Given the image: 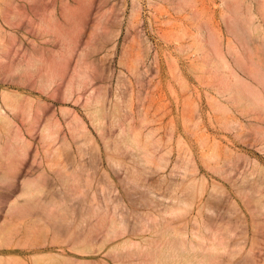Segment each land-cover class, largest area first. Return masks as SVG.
<instances>
[{
	"label": "rangeland",
	"instance_id": "374dc122",
	"mask_svg": "<svg viewBox=\"0 0 264 264\" xmlns=\"http://www.w3.org/2000/svg\"><path fill=\"white\" fill-rule=\"evenodd\" d=\"M59 1L0 0L6 70L27 50L52 43L30 19L35 23L40 13H56ZM99 1L105 22L115 29L110 36L97 28L92 34ZM243 1L254 9L264 3ZM137 4L94 0L80 11L79 50L52 101L42 104L43 113L52 110L61 123L49 149L52 166L36 151L34 129L28 148L34 159L27 155L25 167L32 164L29 176L38 178L35 199L24 201L21 178L11 190H0V264H183L180 257L167 258V245L183 235L199 243L210 233L220 241L212 264H264V85L253 76L264 68L263 28L241 36L245 72L228 52L238 37L225 23L223 0ZM98 37L105 44L88 58L91 88L103 96L100 125L86 115L82 97L59 96L77 54ZM214 40L231 69L218 63ZM126 45L127 64L120 60ZM6 70L0 74V94L6 88L31 92L18 73ZM235 78L243 85V100L224 89ZM248 90L261 100L252 101ZM74 114L85 125L78 136L66 126L75 123ZM128 123L147 153L126 146V136L118 138V124ZM16 201L29 205L27 211L8 212ZM96 203L98 217L84 216Z\"/></svg>",
	"mask_w": 264,
	"mask_h": 264
},
{
	"label": "bare ground",
	"instance_id": "6f19581e",
	"mask_svg": "<svg viewBox=\"0 0 264 264\" xmlns=\"http://www.w3.org/2000/svg\"><path fill=\"white\" fill-rule=\"evenodd\" d=\"M25 1L30 2L31 0ZM93 1L94 0H60L56 13H54L53 9L45 14L40 13L35 23L30 19V23L36 26V29L40 31L43 38L47 36L51 39L52 47L50 48V45H48L49 43H46L42 44L39 49L27 50V55L20 59L16 66L11 70L8 68L6 70V48L2 45L0 48V74H3L5 70L6 72L9 70L13 72V74L18 73L20 82H24L26 79L34 76V88L40 93L48 94V90L51 86L56 85L64 79L70 58L79 50L78 47L75 48V46L76 38L79 36L78 30L82 21L80 11H84L87 7L93 5ZM133 2L138 6L137 0H133ZM103 4V1H99L98 3L96 10V12H98L97 24H95V30L92 29V34H97V28L98 30H104L103 33H107V35L110 36L115 29L111 28V24L105 22L103 18L105 15V9L102 7ZM223 5L227 9V12L223 15L225 23L229 31L236 34L238 37L234 43L228 44V52L234 58L235 66L246 72V65L243 63L240 52V47L244 46L245 40L241 36L243 33L249 31L250 33H257L260 25L264 31V3L261 2L256 9L243 0H223ZM8 19L11 25L15 24V17L11 16L8 17ZM256 21L257 23H255ZM132 24L133 20L129 21L128 27L132 26ZM262 43L264 46V36L262 38ZM104 44L105 40L103 38L100 39V37H98L96 41L85 43V49H82V51L77 54L74 67L69 74L67 73L66 80L63 81L64 84L61 94V98L65 101H77L82 97L86 115H88L89 118L91 117V120L97 125H100L102 120L101 102L103 96L93 91L91 88L90 83L92 78L89 72L90 60L88 58V52L94 51L96 47L103 46ZM214 46L216 57L218 56V63L222 65L225 70L231 69L228 65V61L219 50L217 40H214ZM128 47L129 45H126L120 54V60L125 64L128 63L126 57L131 56L128 52ZM127 67L129 68V64ZM233 72V75L236 76V71L234 70ZM261 73H254L253 76L258 82L264 85V68L263 71L261 70ZM13 81L15 82L14 79ZM227 85L224 89L235 99L243 100L245 98L243 85L236 78L229 86ZM87 88L90 90L83 94V91H87ZM31 92L22 93L18 90L13 91L6 88L3 89L0 94V182H7L3 186H0V190H11L10 188H12L14 182L21 178L20 195L26 196L24 201H33L39 191L38 178H31L28 173L30 170H33L32 164L29 163V166L27 168L25 167V157L27 155L34 159V155L28 154V148L34 135L33 130L36 129L38 134L36 151L38 149L42 152V157H45L47 166L51 167L52 158L49 149H51L52 143L55 141L58 130L61 127L60 120L56 117L55 113H52V110L43 113L44 107L40 105L42 100L37 102L36 96L32 95ZM247 94L250 99L252 98V101L261 100L258 94L250 90H248ZM114 106L115 105L112 103L111 115L112 118H114V123H116L117 119H115L116 115H114ZM62 111L63 114H65L64 110ZM73 120L75 123L72 124L67 121L66 126L71 132V135L78 136L82 134L85 129L84 121L76 114H74ZM25 121H27L26 126L24 125ZM117 135L119 139L126 136V146L136 147L141 149L143 151L142 153H147L145 146L140 144V141L137 140L136 130L133 129L130 123L118 124ZM3 196L4 195L1 194V197ZM28 207L29 205L16 201L9 206L8 212L16 211L17 213H24L27 211ZM89 207V210L83 212V214H85L84 216L98 217L100 214L98 203L91 204ZM114 225V222H112L113 227ZM183 236L184 239L182 238L178 243L172 241L167 245V258L169 260L180 257L183 264H212L215 259L214 251L220 247V241L214 233H210L207 237L203 236L199 243L194 242L189 237H185V235ZM222 248L225 249V246ZM164 258L166 257L164 256ZM6 264H13V262L8 260Z\"/></svg>",
	"mask_w": 264,
	"mask_h": 264
},
{
	"label": "crops",
	"instance_id": "0c3cea01",
	"mask_svg": "<svg viewBox=\"0 0 264 264\" xmlns=\"http://www.w3.org/2000/svg\"><path fill=\"white\" fill-rule=\"evenodd\" d=\"M50 46H52V43L50 44ZM62 82V81H61ZM28 84V85H31V90L30 91H32V92H36L34 95L36 96V101L37 102H39V100H42L41 102H40V105H42V104H45V102L47 101V100H51L52 101V95H53V92L55 91V86L57 85V84H59V83H57L56 85H53V86H51L50 88H49V90H48V94H44V93H40V92H38L37 91V89L36 88H34V86H35V78H34V76L33 77H31V78H29V79H26V81H24V83L23 84ZM62 90H63V88L61 89V91L59 92L60 93V97H61V94H62ZM43 106V105H42ZM25 124L27 125V121H25Z\"/></svg>",
	"mask_w": 264,
	"mask_h": 264
}]
</instances>
